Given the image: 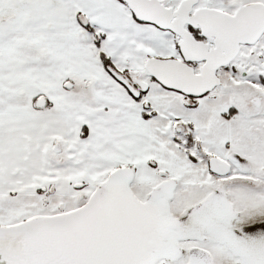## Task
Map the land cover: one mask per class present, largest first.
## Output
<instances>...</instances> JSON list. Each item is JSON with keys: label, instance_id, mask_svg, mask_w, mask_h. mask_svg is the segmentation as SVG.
<instances>
[{"label": "snow or ice", "instance_id": "snow-or-ice-1", "mask_svg": "<svg viewBox=\"0 0 264 264\" xmlns=\"http://www.w3.org/2000/svg\"><path fill=\"white\" fill-rule=\"evenodd\" d=\"M0 264H264V0H0Z\"/></svg>", "mask_w": 264, "mask_h": 264}]
</instances>
